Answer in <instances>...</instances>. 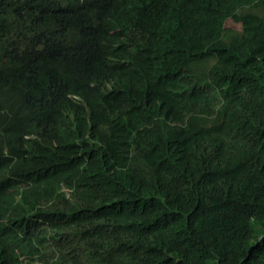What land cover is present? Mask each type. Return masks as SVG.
I'll list each match as a JSON object with an SVG mask.
<instances>
[{
	"label": "trees",
	"instance_id": "1",
	"mask_svg": "<svg viewBox=\"0 0 264 264\" xmlns=\"http://www.w3.org/2000/svg\"><path fill=\"white\" fill-rule=\"evenodd\" d=\"M261 122L264 0H0V264H264Z\"/></svg>",
	"mask_w": 264,
	"mask_h": 264
},
{
	"label": "bare ground",
	"instance_id": "2",
	"mask_svg": "<svg viewBox=\"0 0 264 264\" xmlns=\"http://www.w3.org/2000/svg\"><path fill=\"white\" fill-rule=\"evenodd\" d=\"M84 92H82V95H84L83 94ZM80 94V96H81V93H79ZM87 94V93H86ZM67 94H65V96H66ZM78 95V94H77ZM63 96V95H62ZM85 96V95H84ZM64 97V96H63ZM86 97V96H85ZM66 98V97H65ZM78 98V97H77ZM88 98H90V96L88 97L87 96V98H86V100L88 99ZM60 99H61V95H60ZM68 99V98H67ZM73 99V98H72ZM93 99V98H92ZM91 99V100H92ZM96 99V98H95ZM94 99V100H95ZM56 100V99H55ZM54 100V101H55ZM85 100V99H84ZM67 101V100H66ZM66 101H65V103H66ZM90 100H88L87 102H89ZM60 102V101H59ZM77 102H79V101H77ZM85 102V101H84ZM62 100H61V105H62ZM69 103V102H68ZM92 103V102H91ZM55 104H56V101H55ZM59 103L57 102V105H58ZM60 105V104H59ZM60 105V106H61ZM65 105V104H64ZM71 105H73V103H71ZM63 106V105H62ZM68 106V105H67ZM69 106H70V104H69ZM76 106V105H75ZM80 106H83L82 104H80ZM86 106V105H85ZM88 108H89V106H87ZM62 108V107H61ZM75 108V107H74ZM63 109V108H62ZM81 109H83V107H81ZM100 109V108H99ZM60 110V109H59ZM157 110V109H156ZM63 111H64V109H63ZM68 111V110H67ZM77 111V110H76ZM69 112V111H68ZM72 112V111H71ZM80 112V111H79ZM82 112V111H81ZM99 112H101V111H99ZM54 113V112H53ZM57 113V112H56ZM56 113H55V115H56ZM60 114H61V112H60ZM70 114V113H69ZM71 114H74V112L73 113H71ZM79 114V113H78ZM87 114V113H86ZM77 115V113L75 114V116ZM80 115V114H79ZM78 115V116H79ZM74 116V115H73ZM80 116H82V114L80 115ZM83 116H85L84 114H83ZM83 116L82 117H80V118H78V120L80 119V120H82V118H83ZM55 117V116H54ZM77 117V116H76ZM188 116H186V118H187ZM89 118H90V115H89ZM186 118H185V120H186ZM56 119V118H55ZM77 119V118H76ZM84 119V118H83ZM199 119H202L203 121H206V122H211V120H212V113H208V114H206V115H200L199 116ZM263 119V118H262ZM156 120L158 121V124H159V121H161L159 118H156ZM261 120V119H260ZM183 123V122H182ZM261 123H264V122H261ZM75 124V123H74ZM157 124V125H158ZM67 125L69 126V123H67ZM255 125V124H254ZM253 125V126H254ZM261 126L262 125H264V124H260ZM263 127V126H262ZM261 127V128H262ZM42 128H43V132H45V128H46V124H44V123H42ZM181 135V134H180ZM248 135H249V133H248ZM262 135V134H261ZM182 137V136H181Z\"/></svg>",
	"mask_w": 264,
	"mask_h": 264
},
{
	"label": "rangeland",
	"instance_id": "3",
	"mask_svg": "<svg viewBox=\"0 0 264 264\" xmlns=\"http://www.w3.org/2000/svg\"><path fill=\"white\" fill-rule=\"evenodd\" d=\"M225 28L231 29V30H235V31H240V29H241L239 24H235L232 21H227L226 24H225ZM66 126H67V123H66Z\"/></svg>",
	"mask_w": 264,
	"mask_h": 264
}]
</instances>
